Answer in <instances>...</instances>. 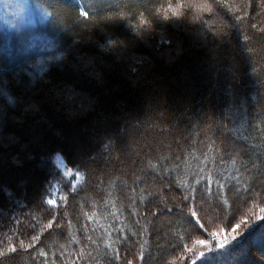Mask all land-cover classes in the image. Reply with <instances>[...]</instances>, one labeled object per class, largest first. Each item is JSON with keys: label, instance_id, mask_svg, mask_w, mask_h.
<instances>
[{"label": "trees", "instance_id": "trees-1", "mask_svg": "<svg viewBox=\"0 0 264 264\" xmlns=\"http://www.w3.org/2000/svg\"><path fill=\"white\" fill-rule=\"evenodd\" d=\"M23 2L11 55L0 26V264H200L215 237L211 264H264V0ZM109 5L151 19L147 43ZM34 37L53 52L24 57Z\"/></svg>", "mask_w": 264, "mask_h": 264}, {"label": "snow or ice", "instance_id": "snow-or-ice-1", "mask_svg": "<svg viewBox=\"0 0 264 264\" xmlns=\"http://www.w3.org/2000/svg\"><path fill=\"white\" fill-rule=\"evenodd\" d=\"M218 2V0H213V3ZM213 3H209L208 0H204L203 3H198L196 5V7L201 11V12H206V13H213L214 12V7H213ZM190 4H186L185 0H179L178 3L173 4L171 2H169L166 6V8H164V6H161V9L158 10V14L156 16L157 20H160L161 18L164 20L170 19L169 13H171V17H180L182 15L181 13V8L183 7H190ZM223 5H221L222 7ZM85 8H89L92 10L93 14L95 15V8L93 7V5L89 2V0H86L85 3ZM112 7L113 5H109L108 6V14L100 17L101 21H104L106 23H115L117 21H121V20H126L128 21L129 25L131 26L132 30L136 33V37L140 40H144L147 43V33L151 30V26H152V20L149 19L148 17H146L144 15V13H139V19L136 23H133V20H135V17H133L131 20L129 19V13H126L124 11H119V12H112ZM116 7H118V5H116ZM162 11V17L161 15H159V12ZM81 15L86 19V21H92V16H90V13L88 10H84V8L81 9ZM245 39H247V37H245ZM161 41H166V38L164 36H161ZM107 44L109 46H111L112 51H114L117 55H122L125 54L128 51V44H126L124 41L119 39L118 35L115 34H110V38L107 41ZM58 151L57 149H52L51 153H54ZM76 175H79V173H76ZM220 187H224L223 184L220 185ZM210 190V188H209ZM187 199V197H186ZM194 199V198H193ZM49 204H56V200H49L48 201ZM189 215H188V221L190 223L193 224L194 228L198 231L199 227H203V225H199L198 223V213L197 211L190 207L188 209ZM193 218H197L196 220H193ZM198 225V227H196ZM260 227L261 228V234L264 235V226H253L252 229H250V231H254L255 228ZM33 239H35V237H33ZM243 239V238H241ZM197 244L200 245H206V241L205 240H200L197 239L196 240ZM228 241L225 240L224 244H218L217 247L220 249H223L225 244H227ZM30 246V245H29ZM20 247H24L23 242L20 243ZM229 247L231 248V245H229ZM9 249L11 251H15V248L11 245H9ZM187 252H193L192 248H186ZM2 254V253H0ZM195 254V253H193ZM215 255V253L213 252H200V257H201V261L200 264H211V260L210 257ZM140 259L144 260L145 257L143 254L140 255ZM129 264H131V262H129Z\"/></svg>", "mask_w": 264, "mask_h": 264}, {"label": "rangeland", "instance_id": "rangeland-1", "mask_svg": "<svg viewBox=\"0 0 264 264\" xmlns=\"http://www.w3.org/2000/svg\"><path fill=\"white\" fill-rule=\"evenodd\" d=\"M32 22V18L30 15V11L28 7H25V3L23 0H0V26L3 32L5 33V38H7L6 50L8 55H11L13 52V46L12 42L10 41V36L13 32L20 30L22 28H26L28 26V23ZM55 49V44L53 40L51 39H39L37 37H34V39L31 40V43L29 47L27 48L26 53L24 54V57L27 56H34V55H40L41 53L52 51ZM43 64L42 62H37L33 67H37L39 65ZM55 163L57 166L62 170V172L70 178V180L74 183V185L79 186L83 179L81 177V174L76 175L75 171H72L68 169L64 163V160L62 156L57 155L55 157ZM57 197V191L53 190V197L52 199H56ZM264 218V216H263ZM224 240H222V237H215L212 238L210 243L207 242L206 245H196L194 247V251L200 254V252H208L212 245H218L222 244Z\"/></svg>", "mask_w": 264, "mask_h": 264}]
</instances>
